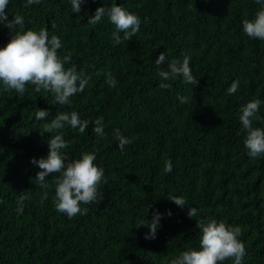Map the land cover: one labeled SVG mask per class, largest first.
<instances>
[{
    "label": "trees",
    "instance_id": "1",
    "mask_svg": "<svg viewBox=\"0 0 264 264\" xmlns=\"http://www.w3.org/2000/svg\"><path fill=\"white\" fill-rule=\"evenodd\" d=\"M10 0L9 19L20 14L24 26L14 31L46 29L58 36L61 58L88 80L69 105L53 103L51 92L26 86L23 95L0 81V264H171L182 252L199 250L197 221L216 219L242 228L241 264H264V155L252 159L244 140L241 109L259 99L264 128V41L248 37L243 20L259 10L255 0H87L79 14L71 0ZM124 7L141 19L139 32L117 45L116 31L105 15L88 23L99 7ZM14 33L0 24V48ZM123 36V33H120ZM190 56V85L179 76L162 81L155 60ZM168 68V63L161 65ZM111 72L117 81L106 83ZM239 81L235 94L227 89ZM161 82L171 87L160 89ZM186 97L181 103L178 97ZM46 109L49 115L36 119ZM76 111L82 120L102 118L104 137L66 126L72 160L95 153L107 183L86 215L71 219L55 208V177L47 187L36 180L41 171L33 158H47L43 132L60 112ZM131 140L118 148L114 129ZM171 160L172 171H163ZM21 196L23 212L17 211ZM181 196V208L169 200ZM198 215L188 216L190 208ZM162 214L155 239H145L156 212ZM171 212L169 216L167 213ZM143 221L145 225L140 226ZM218 264H234L227 259Z\"/></svg>",
    "mask_w": 264,
    "mask_h": 264
},
{
    "label": "clouds",
    "instance_id": "2",
    "mask_svg": "<svg viewBox=\"0 0 264 264\" xmlns=\"http://www.w3.org/2000/svg\"><path fill=\"white\" fill-rule=\"evenodd\" d=\"M41 0H27L26 6L38 4ZM87 0H71L73 13L81 12V5ZM260 5L259 10L255 13L253 19L243 20L244 33L253 39L264 41V0H255ZM10 0H0V24L10 29L12 35L9 43L0 48V81L7 90H15L23 95L26 86H34L36 92H51L54 96L53 103L69 105L71 97L77 93H82L88 80L77 71L75 65L65 69V64L71 62V54L60 57L58 50L63 47L61 39L52 35L46 29L41 28L39 31L29 29L27 31H14L18 26L23 29L24 17L16 14L9 19L7 12ZM108 17L109 22L115 26L112 38L115 44L119 45L124 41L131 40L139 30L141 25L140 17L129 12L124 7L113 4L110 8L99 7L95 14L89 18L88 23L96 25L104 16ZM123 33V36L120 35ZM168 63V68L162 69L161 65ZM158 66L157 75L162 81H169L179 76L183 77L185 83L190 85H199L200 80L196 79L190 68V56L185 55L182 62L180 60L168 61L165 53H161L155 60ZM106 83L115 88L117 81L111 72L106 73ZM160 89L171 87L170 84L161 82ZM239 81H234L227 89V94L232 95L238 91ZM181 103L185 102L186 97H178ZM261 101L252 100L242 107L240 121L242 130L246 132L244 144L248 150V155L256 159L264 155V128L254 127L253 121H259L258 115ZM49 115L48 110L40 109L36 113L37 120H43ZM90 124H94L93 133L97 137H104L105 130L102 126V118L95 121L82 120L76 111L60 112L56 115L51 123L44 126L43 132L53 133L48 141L49 154L47 158L36 160L33 158L32 163L38 165L41 169L37 173L36 180L39 187L46 188V177L50 174L59 173L55 177V208L57 212L64 213L69 219L77 215H86L88 205L97 201L99 196L98 186L103 182L107 183L104 175V169L95 165V153L85 152L81 158L72 160L67 153L62 151L70 145L69 141L64 139L60 131L66 126L73 129L78 128L80 132H85ZM113 136L118 141V148L123 151L125 145L131 143V140L124 137L120 130L114 129ZM173 164L171 160L165 162L163 171L170 173ZM26 197L21 196L17 209L19 213L23 212V204ZM177 206L184 208L185 198L181 196H170L168 198ZM169 216L171 212L167 213ZM198 215L197 208H190L188 216L194 218ZM162 214L158 211L153 215V219L147 226L150 233L145 235V239H155L157 229L160 226ZM145 225L143 221L140 226ZM196 227L200 229L202 235L200 239L199 250H188L182 252L177 258L171 261V264H218L227 259H233L234 264H241L245 255L244 243L238 239L242 234V228L236 225H227L223 221L210 219L208 221H197Z\"/></svg>",
    "mask_w": 264,
    "mask_h": 264
}]
</instances>
